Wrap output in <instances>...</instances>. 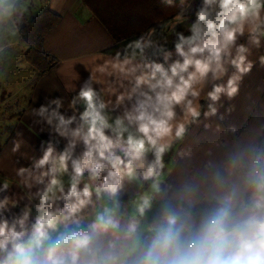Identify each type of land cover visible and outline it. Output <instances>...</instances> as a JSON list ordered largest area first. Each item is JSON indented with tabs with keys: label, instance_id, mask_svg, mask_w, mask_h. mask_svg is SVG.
I'll list each match as a JSON object with an SVG mask.
<instances>
[{
	"label": "clouds",
	"instance_id": "9594fccd",
	"mask_svg": "<svg viewBox=\"0 0 264 264\" xmlns=\"http://www.w3.org/2000/svg\"><path fill=\"white\" fill-rule=\"evenodd\" d=\"M17 2L0 0V26ZM165 3L179 9L167 34L101 54L67 107L30 108L48 138L16 160L15 184L0 182V264H264V143H236L188 176L171 163L193 125L225 119L256 67L264 0Z\"/></svg>",
	"mask_w": 264,
	"mask_h": 264
},
{
	"label": "crops",
	"instance_id": "0c3cea01",
	"mask_svg": "<svg viewBox=\"0 0 264 264\" xmlns=\"http://www.w3.org/2000/svg\"><path fill=\"white\" fill-rule=\"evenodd\" d=\"M199 3L200 0H193L194 6ZM46 9L59 15L58 23L45 35L43 43L45 53L57 61L45 75L36 76L29 89L27 104L17 118L13 131L0 143V182L7 178L10 184H15L18 181L15 177V168L18 166L16 160L20 158L21 164H27V157L39 155L40 141L48 138L46 131L41 132L40 126L33 124L32 117L28 114L30 108L38 107L45 97H62L67 107L75 95L73 89H78L79 80L102 62L101 54L114 53L128 40L141 34L114 41L103 23L81 0H18L13 11V26H0V45L7 46L4 52L8 50L10 53L13 49L12 52L16 53L13 46L19 45L24 57L28 45L22 40L19 29L25 20L37 14L32 13L33 10L41 12ZM175 17L164 28L156 30L167 34ZM178 30H183L182 26H178ZM15 32L17 36L12 35ZM172 39L174 37L169 36V41ZM168 47H172L171 43ZM259 55H264V48L259 52L254 51L251 58L257 60L256 67L245 78L239 95L231 102L225 101L220 109L225 114V119L220 121L214 117L203 121L199 126L193 125L185 140L178 143L177 151H183L179 155L177 151L171 154L172 167L176 169L177 176L191 175L201 170L209 160L220 161L225 152L236 143H264V68L259 65ZM99 78L100 86L107 90L105 78ZM231 105L235 109L229 114L225 110ZM205 123L210 124V128L206 129ZM17 133H22L20 139L25 144L19 153L13 154L11 147ZM188 153L192 155L189 157ZM14 190L20 192V189Z\"/></svg>",
	"mask_w": 264,
	"mask_h": 264
},
{
	"label": "trees",
	"instance_id": "16d2710c",
	"mask_svg": "<svg viewBox=\"0 0 264 264\" xmlns=\"http://www.w3.org/2000/svg\"><path fill=\"white\" fill-rule=\"evenodd\" d=\"M103 23L114 41H121L149 28L162 29L179 9L168 7L165 0H81ZM178 5L179 0H175ZM59 21V15L43 10L25 20L19 31L28 45L24 59L37 72L45 75L56 58L44 51V37Z\"/></svg>",
	"mask_w": 264,
	"mask_h": 264
},
{
	"label": "rangeland",
	"instance_id": "374dc122",
	"mask_svg": "<svg viewBox=\"0 0 264 264\" xmlns=\"http://www.w3.org/2000/svg\"><path fill=\"white\" fill-rule=\"evenodd\" d=\"M33 10L32 13H38ZM26 13V12H25ZM14 12L6 24L13 26ZM17 32L12 33V35ZM1 35V30H0ZM23 47V44H22ZM0 53V143L14 128L17 118L27 104L29 89L36 79L35 69L25 61L22 48L19 45Z\"/></svg>",
	"mask_w": 264,
	"mask_h": 264
}]
</instances>
